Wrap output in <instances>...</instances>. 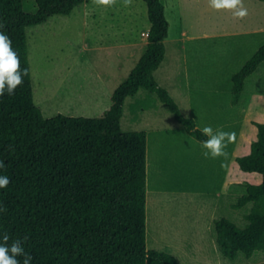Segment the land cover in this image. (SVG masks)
<instances>
[{
  "label": "rangeland",
  "instance_id": "374dc122",
  "mask_svg": "<svg viewBox=\"0 0 264 264\" xmlns=\"http://www.w3.org/2000/svg\"><path fill=\"white\" fill-rule=\"evenodd\" d=\"M163 2L169 40L156 79L167 88L166 78L172 90L167 89L182 113L193 117L198 128L234 131L236 140L225 149L226 158H205L201 141L175 118L156 92L140 87L125 99L122 130L147 132V247L170 252L181 264L264 263V249L250 257L242 252L232 260L222 256L214 225L215 220L228 217L245 227L252 204L235 207L234 203L248 183L262 180L260 174L242 170L236 160L250 152L257 138L255 122L264 123V60L246 77L237 102L233 101L232 76L264 44V32L242 31L244 18L214 10L208 0ZM24 8L35 10V0H24ZM220 23L223 25L217 26ZM150 25L144 0H133L130 7L118 0L110 8L89 0L69 14H55L28 26L33 98L43 116H101L111 105V95L95 99L85 79H103L110 90L124 81L143 49L131 57L118 55L124 54L118 47L124 39L121 32L129 28L146 31ZM185 25L193 33L179 42L176 39ZM222 28L230 33L203 35L205 30L219 32ZM87 45L94 48L86 50Z\"/></svg>",
  "mask_w": 264,
  "mask_h": 264
},
{
  "label": "trees",
  "instance_id": "16d2710c",
  "mask_svg": "<svg viewBox=\"0 0 264 264\" xmlns=\"http://www.w3.org/2000/svg\"><path fill=\"white\" fill-rule=\"evenodd\" d=\"M86 1L35 0V10L28 11L24 0H0L3 31L21 69H28L14 95L0 96V160L5 164L0 175L10 181L0 188V234L26 238L23 247L31 264H181L172 253L147 247V133L124 131L120 124L125 99L145 87L157 93L190 134L207 139L154 74L168 37L163 0H144L151 23L147 47L101 116L44 117L34 102L26 28L69 14ZM263 60L264 44L233 74L234 102ZM255 125L250 152L237 157L242 170L262 177L248 183L234 203L251 202L248 224L241 228L228 217L214 222L219 251L231 260L238 252L250 257L264 249V123Z\"/></svg>",
  "mask_w": 264,
  "mask_h": 264
},
{
  "label": "clouds",
  "instance_id": "9594fccd",
  "mask_svg": "<svg viewBox=\"0 0 264 264\" xmlns=\"http://www.w3.org/2000/svg\"><path fill=\"white\" fill-rule=\"evenodd\" d=\"M97 6L105 8L115 7L118 0H92ZM124 7H130L133 0H119ZM209 6L217 11L225 10L232 13L236 19H243L247 16L248 10L243 4V0H208ZM5 24L0 22V96L7 93L9 96L15 94V90L23 83L24 77L28 75V69H21L19 56L12 48L10 38L4 33ZM207 139L201 141V146L205 150L202 155L205 158H226L228 153L225 149L236 140L234 131H224L205 126L201 130ZM5 168V164L0 160V169ZM6 175H0V188H5L9 184ZM4 208L0 207V212ZM24 239H11L8 233L0 234V264H31L32 256L24 251ZM22 258V260L20 259Z\"/></svg>",
  "mask_w": 264,
  "mask_h": 264
},
{
  "label": "crops",
  "instance_id": "0c3cea01",
  "mask_svg": "<svg viewBox=\"0 0 264 264\" xmlns=\"http://www.w3.org/2000/svg\"><path fill=\"white\" fill-rule=\"evenodd\" d=\"M259 2L257 0H243V4L247 8L248 14L242 20L243 23H246L245 25L242 24V27H243L242 31H245L248 33H262V32H264V1L259 0ZM224 13H225V11H224ZM225 14H227V13H225ZM222 25L223 24L220 23L217 26L221 27ZM188 27H189L188 25H185L182 27V29L180 31V35L176 40H178L180 42V40L183 41V40L190 38L193 31L191 33V29H189ZM148 30L149 29H147L146 31L145 30L138 31L137 29L129 28L126 31V33H124V31H122L121 33H123L124 39L121 40V43L118 45V47L123 48L124 54H120V52H117V54L120 55L121 57H124L125 55H126V57H131V56H135V54L141 49H143V52H144L146 47H147V43H148ZM229 33H230V30L222 28V30H220L219 32H209V31L207 32L205 30L203 35L211 37V36L228 35ZM167 38L165 39V45H166L167 40H169ZM91 48H94V46L91 47V45H87L86 50H89ZM143 52H142V54H143ZM166 54H167V47H166V53H165L164 59L162 60V62L158 66V68L155 70V77L158 76L157 74L159 72V67L166 60ZM170 65H172V64H170ZM172 68H175V66H173ZM173 73H174V71H173ZM168 78L170 79V76H168ZM172 80L175 81V79H172ZM163 81H164L165 85L167 86V88L170 89V87L168 86L169 85L168 82H166V78H164ZM84 83H86V86L91 85L89 92H92L91 96L93 95L92 97H94L95 99H101L104 97L106 98V97H109L110 95H111L110 97L112 99V93H113L114 89L119 85L118 84L116 87H114L113 90H110L107 81H104L103 79L100 80L97 77L94 78V81H89V82H88V79L86 78ZM170 90H172V89H170ZM111 104H112V102H111ZM196 126L198 127V124H196ZM207 227H209V226H207Z\"/></svg>",
  "mask_w": 264,
  "mask_h": 264
},
{
  "label": "bare ground",
  "instance_id": "6f19581e",
  "mask_svg": "<svg viewBox=\"0 0 264 264\" xmlns=\"http://www.w3.org/2000/svg\"><path fill=\"white\" fill-rule=\"evenodd\" d=\"M38 68V67H37ZM36 68V69H37ZM39 70H41L40 68H39ZM44 70V69H43ZM47 74V73H46ZM43 76V75H42ZM46 77V76H45ZM38 79H39V77H38ZM53 79V78H52ZM55 79V78H54ZM46 80H47V77H46ZM37 81V80H36ZM45 83V82H44ZM51 83V82H50ZM59 83V82H58ZM52 84V83H51ZM41 85V84H40ZM45 85V84H44ZM55 85V84H54ZM52 88V87H51ZM38 89H40V88H38ZM46 89V88H45ZM47 91V90H46Z\"/></svg>",
  "mask_w": 264,
  "mask_h": 264
}]
</instances>
